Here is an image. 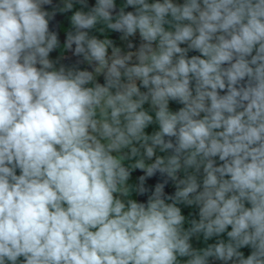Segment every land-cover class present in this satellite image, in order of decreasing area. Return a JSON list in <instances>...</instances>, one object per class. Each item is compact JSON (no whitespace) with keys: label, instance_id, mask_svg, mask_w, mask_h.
I'll return each mask as SVG.
<instances>
[{"label":"clouds","instance_id":"obj_1","mask_svg":"<svg viewBox=\"0 0 264 264\" xmlns=\"http://www.w3.org/2000/svg\"><path fill=\"white\" fill-rule=\"evenodd\" d=\"M0 264H264V0H0Z\"/></svg>","mask_w":264,"mask_h":264},{"label":"crops","instance_id":"obj_2","mask_svg":"<svg viewBox=\"0 0 264 264\" xmlns=\"http://www.w3.org/2000/svg\"><path fill=\"white\" fill-rule=\"evenodd\" d=\"M117 2L119 3V0H117ZM56 3H57V0H53V5H55ZM46 7H48L49 9L51 8V6H46ZM126 10H131V9H126ZM68 15H70V13L57 14L56 17L54 18V20L50 22V28H56V30L59 33L61 41H63V38H64V29H66L68 27V22L66 19V17ZM118 37H119V34L115 35L113 33H110V38H112L116 42V44L119 46L120 41H119ZM52 54L56 55L55 52ZM66 55H67L68 59L62 60L61 63L68 64V65L73 64L75 62L76 58L72 57L71 53H67ZM189 55H192L191 52L189 53ZM81 67H82V65H81ZM170 107L173 110H175V108L178 109L180 107V105L176 104L175 102H170ZM134 179H136V178H134ZM149 180L152 183H156L157 181L162 180V177H160L159 174H157L154 177H146V181H149Z\"/></svg>","mask_w":264,"mask_h":264},{"label":"flooded vegetation","instance_id":"obj_3","mask_svg":"<svg viewBox=\"0 0 264 264\" xmlns=\"http://www.w3.org/2000/svg\"><path fill=\"white\" fill-rule=\"evenodd\" d=\"M113 34L117 35V33H113ZM50 55H51V56H54L53 54H50ZM82 67H83V65H82ZM100 82H102V78H100ZM176 109H177V108H175V110H176ZM139 174H142V172L134 173V174H133V177H132V181H135L134 178H136V176L139 175ZM145 183H146V184H155V183H152L150 180H149V181H146ZM139 198H141V197H139ZM184 211H185V213H187L189 210H188V209H184Z\"/></svg>","mask_w":264,"mask_h":264},{"label":"water","instance_id":"obj_4","mask_svg":"<svg viewBox=\"0 0 264 264\" xmlns=\"http://www.w3.org/2000/svg\"><path fill=\"white\" fill-rule=\"evenodd\" d=\"M146 186H148V187H152V186H154V184H146ZM165 192H166L167 194H172V193L174 192V188L170 187V184H169V185H166V186H165ZM138 199H144V198L141 197V198H138Z\"/></svg>","mask_w":264,"mask_h":264},{"label":"rangeland","instance_id":"obj_5","mask_svg":"<svg viewBox=\"0 0 264 264\" xmlns=\"http://www.w3.org/2000/svg\"><path fill=\"white\" fill-rule=\"evenodd\" d=\"M191 54L194 55V54H197V53H195V52H191ZM241 251H242V252L244 253V255L246 256V255L249 254L250 249H248V248H244V249H241Z\"/></svg>","mask_w":264,"mask_h":264}]
</instances>
